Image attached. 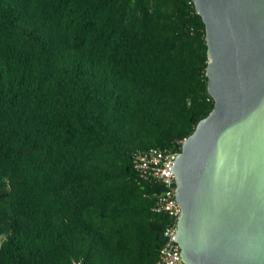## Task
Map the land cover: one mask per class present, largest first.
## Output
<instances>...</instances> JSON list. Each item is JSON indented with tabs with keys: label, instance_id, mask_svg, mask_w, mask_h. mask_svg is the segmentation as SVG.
Masks as SVG:
<instances>
[{
	"label": "trees",
	"instance_id": "1",
	"mask_svg": "<svg viewBox=\"0 0 264 264\" xmlns=\"http://www.w3.org/2000/svg\"><path fill=\"white\" fill-rule=\"evenodd\" d=\"M193 0H0V264H154L136 158L214 108Z\"/></svg>",
	"mask_w": 264,
	"mask_h": 264
},
{
	"label": "water",
	"instance_id": "2",
	"mask_svg": "<svg viewBox=\"0 0 264 264\" xmlns=\"http://www.w3.org/2000/svg\"><path fill=\"white\" fill-rule=\"evenodd\" d=\"M215 105L173 170L184 264H264V0H193Z\"/></svg>",
	"mask_w": 264,
	"mask_h": 264
},
{
	"label": "built area",
	"instance_id": "3",
	"mask_svg": "<svg viewBox=\"0 0 264 264\" xmlns=\"http://www.w3.org/2000/svg\"><path fill=\"white\" fill-rule=\"evenodd\" d=\"M179 153L151 149L136 158V168L143 178L152 179L159 186L155 210L169 215L171 222L165 229L166 242L154 264H184L180 246L176 242L181 207L177 200V183L173 170Z\"/></svg>",
	"mask_w": 264,
	"mask_h": 264
}]
</instances>
